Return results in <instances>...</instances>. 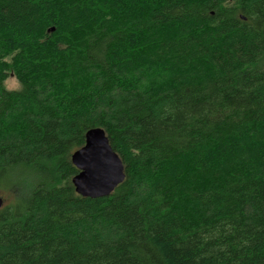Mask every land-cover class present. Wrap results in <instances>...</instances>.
Returning <instances> with one entry per match:
<instances>
[{"label":"trees","instance_id":"1","mask_svg":"<svg viewBox=\"0 0 264 264\" xmlns=\"http://www.w3.org/2000/svg\"><path fill=\"white\" fill-rule=\"evenodd\" d=\"M0 202V264H264V0H0Z\"/></svg>","mask_w":264,"mask_h":264},{"label":"water","instance_id":"2","mask_svg":"<svg viewBox=\"0 0 264 264\" xmlns=\"http://www.w3.org/2000/svg\"><path fill=\"white\" fill-rule=\"evenodd\" d=\"M72 163L80 171L72 183L86 198L109 197L125 180L123 161L102 128L88 131L85 145L72 154Z\"/></svg>","mask_w":264,"mask_h":264},{"label":"rangeland","instance_id":"3","mask_svg":"<svg viewBox=\"0 0 264 264\" xmlns=\"http://www.w3.org/2000/svg\"><path fill=\"white\" fill-rule=\"evenodd\" d=\"M6 88L9 90H18L20 89V84L15 77H10L6 82ZM4 204L11 202L14 198L11 193H2Z\"/></svg>","mask_w":264,"mask_h":264}]
</instances>
